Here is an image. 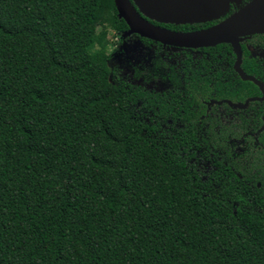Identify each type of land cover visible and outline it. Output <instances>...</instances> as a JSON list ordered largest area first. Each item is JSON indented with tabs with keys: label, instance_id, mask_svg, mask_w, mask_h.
I'll return each mask as SVG.
<instances>
[{
	"label": "trees",
	"instance_id": "1",
	"mask_svg": "<svg viewBox=\"0 0 264 264\" xmlns=\"http://www.w3.org/2000/svg\"><path fill=\"white\" fill-rule=\"evenodd\" d=\"M103 19L126 29L113 0H0V264H264V195L162 150L84 53Z\"/></svg>",
	"mask_w": 264,
	"mask_h": 264
},
{
	"label": "flooded vegetation",
	"instance_id": "2",
	"mask_svg": "<svg viewBox=\"0 0 264 264\" xmlns=\"http://www.w3.org/2000/svg\"><path fill=\"white\" fill-rule=\"evenodd\" d=\"M252 1L229 2L222 16L205 22L147 21L171 32L198 33ZM127 32V26L119 32L124 42L114 55L120 54L108 61L109 81L134 97L128 102L133 118L209 190L241 182L245 198L264 195V32L233 44L189 47Z\"/></svg>",
	"mask_w": 264,
	"mask_h": 264
},
{
	"label": "water",
	"instance_id": "3",
	"mask_svg": "<svg viewBox=\"0 0 264 264\" xmlns=\"http://www.w3.org/2000/svg\"><path fill=\"white\" fill-rule=\"evenodd\" d=\"M229 2L240 0H113L117 17L128 27V34H138L164 45L233 44L242 37L264 32V0H253L222 23L198 33L171 32L147 21L170 24L210 21L224 14Z\"/></svg>",
	"mask_w": 264,
	"mask_h": 264
},
{
	"label": "clouds",
	"instance_id": "4",
	"mask_svg": "<svg viewBox=\"0 0 264 264\" xmlns=\"http://www.w3.org/2000/svg\"><path fill=\"white\" fill-rule=\"evenodd\" d=\"M123 42L122 34L108 19H103L93 26L84 53L90 59L105 58L108 61L118 51Z\"/></svg>",
	"mask_w": 264,
	"mask_h": 264
},
{
	"label": "rangeland",
	"instance_id": "5",
	"mask_svg": "<svg viewBox=\"0 0 264 264\" xmlns=\"http://www.w3.org/2000/svg\"><path fill=\"white\" fill-rule=\"evenodd\" d=\"M118 54H120V53H118ZM118 54L114 55L113 57L115 58V57L119 56ZM119 62H121V61H119ZM110 85H112L111 82H110Z\"/></svg>",
	"mask_w": 264,
	"mask_h": 264
}]
</instances>
